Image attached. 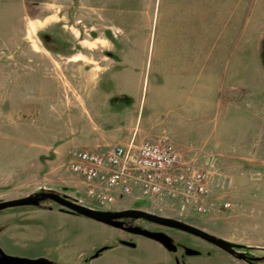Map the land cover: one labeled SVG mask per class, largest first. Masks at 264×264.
Returning <instances> with one entry per match:
<instances>
[{
    "label": "rangeland",
    "instance_id": "obj_1",
    "mask_svg": "<svg viewBox=\"0 0 264 264\" xmlns=\"http://www.w3.org/2000/svg\"><path fill=\"white\" fill-rule=\"evenodd\" d=\"M67 2L0 6V203L46 192L80 204L74 153L167 140L209 173L207 212L136 196L112 209L264 251V0ZM5 211L28 212L23 229L0 241L14 258L82 264L111 244L127 252L106 250L97 264L159 258L155 241L136 235L141 250L121 246L119 232L50 200ZM215 253L214 264L231 259Z\"/></svg>",
    "mask_w": 264,
    "mask_h": 264
},
{
    "label": "built area",
    "instance_id": "obj_2",
    "mask_svg": "<svg viewBox=\"0 0 264 264\" xmlns=\"http://www.w3.org/2000/svg\"><path fill=\"white\" fill-rule=\"evenodd\" d=\"M68 169L82 180L94 210L114 211L124 198L136 196L207 212L203 201L209 193V173L185 161L167 140L118 145L105 153L80 150L72 155Z\"/></svg>",
    "mask_w": 264,
    "mask_h": 264
},
{
    "label": "water",
    "instance_id": "obj_3",
    "mask_svg": "<svg viewBox=\"0 0 264 264\" xmlns=\"http://www.w3.org/2000/svg\"><path fill=\"white\" fill-rule=\"evenodd\" d=\"M41 196H44V200H50L58 204L61 208L73 214L95 220L97 222L103 223L111 227L123 229L133 235H138V236H142L150 240H153L156 243L160 244L162 247H164L169 253H175L177 251V247L174 245L173 240L168 235L164 233L152 232V231L140 228V227L125 228L123 226V223L120 222L119 220L124 217L131 216L133 219H136V220L144 219L150 223H154L160 226L175 228V229L199 236L209 241L210 243L214 244L217 248L223 251H226V252H231V249L234 246L242 247V246L231 244L222 238L213 236L194 226L180 223V222L173 221V220H169V219H165V218L159 217L154 214L140 212V211H122V212H117V213L97 211V210L86 208L78 204L76 201L70 200L66 196H60L54 193L41 192V193L35 194L30 197H26V198L5 201V202L0 203V211L7 210L10 208H18V207H39L41 206V201H40ZM122 245L132 247V248L136 247L135 243H129V242H122ZM106 250L107 248H101L93 256V259L98 258ZM186 254L187 256H199L200 255L199 252H194L191 250L188 251ZM0 264H52V263L46 260H42V259L26 260V259L14 258V257L6 255L0 249Z\"/></svg>",
    "mask_w": 264,
    "mask_h": 264
},
{
    "label": "flooded vegetation",
    "instance_id": "obj_4",
    "mask_svg": "<svg viewBox=\"0 0 264 264\" xmlns=\"http://www.w3.org/2000/svg\"><path fill=\"white\" fill-rule=\"evenodd\" d=\"M40 201H41V203L45 201L44 196H41ZM40 209L52 210L53 208L43 207ZM3 211H5V210H3ZM3 211H0V213ZM120 212H122V211H120ZM119 221L123 223V226L125 228L140 227V228L152 231V232L164 233V234L168 235L169 237H171L174 245L177 247V251L175 253H173V255H175L177 257V259L180 261H184V262L187 261L188 256L186 253L190 250L194 251V252H199L200 253L199 256H213L215 254V252H213V251H215L217 249L221 250V249L217 248L214 244L210 243L209 241H207V240H205L199 236H196L194 234H191V233H188L185 231H181V230H178L175 228H170V227H165V226H160V225H157L154 223H150L144 219L136 220V219H133L131 216H127V217L120 219ZM138 221H140L141 223L136 224V222H138ZM148 225H156V226H159L161 228L168 229L171 232H164V231H161L159 229H152ZM109 227L112 228L113 230L119 232V236L114 239V243L121 244V245H122V242L135 243L133 241V238H135L136 235H133V234H131V233H129L123 229H119V228H115V227H111V226H109ZM207 246H212L213 250L208 249ZM102 248H107V250H109V249L112 250L113 245L112 244L106 245ZM239 249H240V247L234 246V247H232L231 252H226L223 250H221V251L227 253L232 258L233 261H236V262L241 263V264H264V251H261V253H259V252L254 251V250L242 251L241 249L240 250ZM92 258H93V256H90L89 258L85 259V263H90L93 260Z\"/></svg>",
    "mask_w": 264,
    "mask_h": 264
},
{
    "label": "crops",
    "instance_id": "obj_5",
    "mask_svg": "<svg viewBox=\"0 0 264 264\" xmlns=\"http://www.w3.org/2000/svg\"><path fill=\"white\" fill-rule=\"evenodd\" d=\"M52 5L55 6L54 9L56 8H60V9H66L67 5H69L70 2H67V0H52ZM2 5H14V6H19V7H23L24 10L28 11L29 9V3L28 0H0V6ZM103 142H105L103 145L104 146H110L113 144L118 143L117 141L115 142H110L109 140H104ZM89 148V147H88ZM82 185L84 186V184L82 183ZM84 191H85V186H84ZM68 197L71 198L70 195H66ZM86 196L85 198H81L80 199V204L84 207H87L86 205H83L82 202L83 200L86 201ZM75 200L77 201V198H75ZM42 213H47L48 212H55L56 210L53 208L52 210H46V209H39ZM39 211V212H40ZM60 212H63L62 210H59ZM36 213V211H31ZM28 212L27 211H23V212H19V213H6V211H4L3 213H0V241L6 237L7 235L12 236L15 232L22 230L24 225H22L20 222H24L25 218L23 216H25ZM67 214V213H66ZM68 216H74V215H68ZM19 217H22L23 219H18ZM72 218V217H71ZM123 246V245H121ZM157 246H159L156 250L158 253L159 258H145V259H141V260H110V264H214L213 260H212V256H205L201 259H191V260H187V261H180L177 259V257L175 255H173L172 253H169L164 247H162L160 244H157ZM126 247H114L112 248V251H120V252H127L125 250ZM247 248L257 251L259 253H261L260 248L259 247H253V246H247ZM136 250H141L142 247L141 245H137V247L135 248ZM264 250V247L262 248ZM215 252V251H213ZM169 254V255H168ZM172 254V255H171ZM216 255V253H215ZM85 258V256L80 255L79 256V260ZM87 259V258H86ZM100 260L102 259H93L90 263H82V264H97ZM224 263L227 264H234L232 263L233 260L232 258H225L223 259ZM221 263V264H224ZM75 264V263H74Z\"/></svg>",
    "mask_w": 264,
    "mask_h": 264
}]
</instances>
